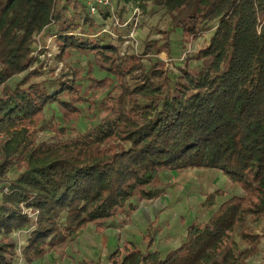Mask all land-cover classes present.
Listing matches in <instances>:
<instances>
[{"label": "trees", "instance_id": "1", "mask_svg": "<svg viewBox=\"0 0 264 264\" xmlns=\"http://www.w3.org/2000/svg\"><path fill=\"white\" fill-rule=\"evenodd\" d=\"M129 2L163 11L171 31L192 39L210 32L175 66L174 78L154 58L162 50L152 42L141 55L120 56L121 38L101 33L107 11L96 22L80 0H0V264H38L90 226L101 233L159 199L162 174L189 170L218 172L241 194L219 203L223 190L204 194L202 208L215 210L185 227L182 243L164 258L146 235L144 250L126 241L106 264H248L260 251L264 0H115ZM169 34L162 32L166 53ZM50 38L58 59L91 57L88 82L76 72L34 82L41 75L29 71L34 54ZM92 65L108 76L91 77ZM100 89L106 92L97 97ZM52 105L62 120L90 115L91 126L73 138L37 142L35 126Z\"/></svg>", "mask_w": 264, "mask_h": 264}, {"label": "rangeland", "instance_id": "2", "mask_svg": "<svg viewBox=\"0 0 264 264\" xmlns=\"http://www.w3.org/2000/svg\"><path fill=\"white\" fill-rule=\"evenodd\" d=\"M113 9L115 12L118 10L116 15L120 14L122 19L129 13L126 8L121 10V4L114 3ZM140 13L139 31L136 35L138 47H132V49L129 48L131 47L129 43L125 46L122 44L119 48L120 56L141 55L144 44L152 42L162 50L159 55H154V58H159L172 78L179 74L178 68L175 66H183L185 60L203 46L204 40L210 35V32H208L197 39H192L181 34L179 30L171 31L169 20L163 11L155 12L149 7L146 9L140 8ZM92 16L98 22V16ZM121 18L118 17L119 20H122ZM104 23L105 21H99L101 26ZM122 30L117 29L116 32L123 35ZM162 32L170 33L168 39L170 43L169 53L163 52L161 48L164 42ZM39 50L42 53H36L37 63L29 70L41 73L38 79H34V82L69 75V72H76L77 77L88 82L86 79V72L89 67L87 63L91 61V57H83L75 53L66 55L63 59H58L55 57L57 50L52 39L45 46L40 43ZM49 53L52 55L48 56ZM25 74L12 78L9 83L13 85L16 81L21 80ZM90 76L95 79H103L108 74L92 65ZM104 92H106V89H100L96 90L94 94L100 97ZM95 113L99 118L105 116L104 112L95 111ZM40 120V123L35 126L37 142L73 138L89 129L92 124L90 115L87 116L86 113H83L78 120H62L61 112L55 105H52L50 109L45 108ZM58 128H62L64 132H58ZM161 180L167 185L164 194L156 202L142 203L135 211H127V218L122 217L123 220L119 216L111 227L105 229V234L98 235L94 231V227L90 226L79 233L75 240L48 253L38 264H83V260L94 264L96 262L106 264L108 253L126 241L133 242L140 250H144L147 243L144 239L146 235L153 238L151 242L153 243L151 246L152 251H158L160 256L164 258L168 250L172 248V244L169 245V243H175L176 245L177 242H180L181 233H184L185 227L190 225L194 219L198 221L206 220L215 210L216 206L202 208L201 203L204 194H212L218 189L223 190L224 193L216 199V203L222 202V200L232 195L241 194L236 186H231L221 174L215 171L189 170L178 174L165 173L162 174ZM1 186L2 183L0 182V188ZM153 221H155V224L150 227L149 224ZM23 234V232H18L13 235L19 246L23 245ZM259 248V253L249 259L248 264H264V239H262Z\"/></svg>", "mask_w": 264, "mask_h": 264}, {"label": "built area", "instance_id": "3", "mask_svg": "<svg viewBox=\"0 0 264 264\" xmlns=\"http://www.w3.org/2000/svg\"><path fill=\"white\" fill-rule=\"evenodd\" d=\"M83 2V4L88 8L91 15H97L99 10H104L109 13V17L107 21H105L104 25L101 28V33L106 34L110 36L112 39H118L121 38L122 43L124 46L128 43L131 47L129 48H136L138 47L136 42V35L139 31V19L141 18L140 13V6L138 3L129 2L126 5L121 4V9L126 8L129 13L126 15V17L123 20H119L116 13H118V10L115 12L113 9V4L115 3V0H80ZM121 11V10H120ZM117 29H123L125 31V34L120 35L116 32ZM48 41H51V38L48 39ZM47 41V42H48ZM135 42V44H133ZM133 49V48H132ZM53 50V49H52ZM37 53V52H36ZM34 54L35 56L37 54ZM52 55L51 53L48 54ZM19 255V250L17 251Z\"/></svg>", "mask_w": 264, "mask_h": 264}, {"label": "crops", "instance_id": "4", "mask_svg": "<svg viewBox=\"0 0 264 264\" xmlns=\"http://www.w3.org/2000/svg\"><path fill=\"white\" fill-rule=\"evenodd\" d=\"M158 200V199H157ZM157 200H155V201H152V202H156ZM151 202V203H152ZM147 206V205H146ZM122 217H126L127 218V215H121V219L123 220V218ZM89 228V227H88ZM87 229V228H86ZM85 229V230H86ZM84 230V231H85ZM94 231H95V229H94ZM83 232V231H82ZM81 232V233H82ZM96 232V231H95ZM98 235H101V234H105V230L103 231V232H101V233H98V232H96ZM182 234V238H181V240H180V242H177L176 243V245H175V243H169V245H171L172 244V248L171 249H169L168 250V252L170 251V250H172V249H175L176 247H178L181 243H182V241H183V238H184V235H185V231H184V233H181ZM144 244V243H143ZM152 248V247H151ZM154 251H156V250H154ZM158 252V251H157Z\"/></svg>", "mask_w": 264, "mask_h": 264}]
</instances>
